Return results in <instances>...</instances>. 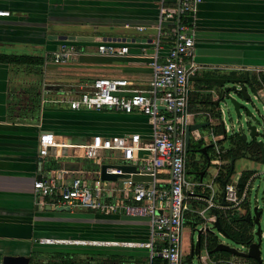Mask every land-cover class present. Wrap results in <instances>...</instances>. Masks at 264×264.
<instances>
[{
    "label": "crops",
    "instance_id": "0c3cea01",
    "mask_svg": "<svg viewBox=\"0 0 264 264\" xmlns=\"http://www.w3.org/2000/svg\"><path fill=\"white\" fill-rule=\"evenodd\" d=\"M163 2L167 9L178 4L177 0ZM160 3L161 0H0V9L9 11V15L0 16V53L43 59L39 65L0 62V264L5 255L27 256L30 264H149L148 250L144 248L40 244L37 239L42 237L141 240L147 237L148 224L146 218L128 217L120 212L55 210L47 198L34 191L33 180L40 175H57L61 169L69 171L66 179L79 175L95 177H87L90 169L84 162L69 159L68 149H52L51 157L41 156L38 137L44 130L62 134L68 143H81L94 133L150 134L149 119L139 112L127 114L85 107L73 110L65 102L51 100L58 97L61 89L75 88L96 77L124 78L132 87L146 88L151 76L150 54ZM176 20L167 21L161 59L172 45L169 31L170 26L175 30ZM186 22L193 27L196 47L242 51L240 57L195 56L203 66L200 73L248 69L254 78L264 73V0H202L195 14L186 15ZM59 36L91 38L62 40ZM64 41L73 42L77 54L64 64L47 61L46 54ZM102 42L127 45L128 52L100 54L96 47ZM196 84L200 93L209 91L206 86ZM261 92L264 93L262 86L257 89L258 95ZM132 125L135 129L128 130ZM147 126L149 129L142 128ZM216 129L213 126L217 136ZM194 131L192 139L206 138L200 133L195 138L198 130ZM75 155L85 159L81 151ZM106 156L105 151L100 153V158ZM113 158L118 161L92 164L122 163L118 153ZM137 162L138 159H133L128 165ZM202 179L203 175L199 180ZM56 180L61 181L58 177ZM250 180L251 177L247 181ZM217 211V216L220 214L227 220L225 209ZM63 257L76 262H60Z\"/></svg>",
    "mask_w": 264,
    "mask_h": 264
},
{
    "label": "built area",
    "instance_id": "2783aa9c",
    "mask_svg": "<svg viewBox=\"0 0 264 264\" xmlns=\"http://www.w3.org/2000/svg\"><path fill=\"white\" fill-rule=\"evenodd\" d=\"M177 2L176 8L167 9L161 0L156 36L152 41L153 50L150 54L151 76L146 88L132 87L124 78L96 77L80 83L75 88L67 86L61 89L58 97L55 96L51 100L65 102L73 110L85 107L97 111L113 109L127 114L139 112L149 119L150 134L143 135L138 131L111 135L94 133L81 143H68L62 134L50 130L42 131L38 137L41 156L51 157L52 149L63 151L78 148L85 159L94 163L102 161L100 153L104 151L107 158H113L118 153L121 164L138 159L134 171L124 172L116 166H108L107 172L119 175L114 181L101 180L100 169L96 170L98 176L93 179L80 175L66 179L69 171L61 169L57 175L51 173L35 178L33 188L39 196L47 198L52 206L63 205L70 209L95 210L105 214L120 212L128 217L146 218V239L95 241L42 237L37 239L40 244L144 248L148 250L149 264H182L185 213L202 216L205 211L213 209H235L245 200L249 181L243 186L241 195L237 182H225L222 199L225 204H219L215 200L216 192L212 183L204 184L202 180L188 177L186 132L196 116L195 112L189 111V82L191 77L200 74L203 67L195 59L193 27L187 22L174 23L175 30L172 28L169 31L173 42L162 59L160 51L167 21L175 20L177 14H195L202 0ZM7 15L8 10L0 9V16ZM139 30L142 28L139 27ZM96 48L100 54L123 55L128 52L127 45H117L114 42H102ZM76 54V45L71 41H64L48 52L45 58L55 64H64ZM256 70L260 72L261 69ZM260 83L264 89L261 80ZM205 118L211 123L210 117ZM227 130L228 127L225 126L224 133ZM211 132L213 135L209 142L213 144L217 136H224L223 133L216 136L212 129ZM198 137L199 135L195 136ZM221 162L217 155L213 160L216 169L211 176V182L215 181L217 174L222 170ZM57 177L60 182H57ZM197 187L207 188V196L199 194ZM191 201L201 202L204 206L201 210L194 208ZM214 219V214L207 218L210 222ZM215 262L249 264L232 258H219Z\"/></svg>",
    "mask_w": 264,
    "mask_h": 264
},
{
    "label": "rangeland",
    "instance_id": "374dc122",
    "mask_svg": "<svg viewBox=\"0 0 264 264\" xmlns=\"http://www.w3.org/2000/svg\"><path fill=\"white\" fill-rule=\"evenodd\" d=\"M226 85H229V84H226ZM198 86L199 85H197L196 82H193V81L189 82V87L192 90L191 94L193 92L195 93L201 92ZM246 87H247V90L249 91V87L247 85ZM211 93H212V97L214 98V93L213 92ZM249 93H250V98L248 100H245L235 90H230L228 92V95L235 98L239 103L243 104L244 107L240 109L242 113L241 117H237L234 111L233 105L227 96L219 100L218 108L220 110V114H219L218 120L217 119L214 120V117L211 116L210 114L211 111L208 107L199 106L197 103V100H194V102H192L191 104L192 107L189 106L190 107L189 111L196 113V116L194 117V120L196 123L202 122L205 117L211 118L210 125L199 128L198 132L195 133V136H197L200 133L201 136H204L208 140H210L213 135V133L211 132V129L213 128L214 124H219L218 126L219 128L216 129L217 133L218 132L223 133V131L221 130L222 129L221 122H223L224 125L228 127V130L226 131V133H223L226 136L225 139H223V136L219 138L216 137L214 139L215 143L213 145V151H210L211 157L214 155V151L215 152L225 151L226 149L231 148L233 146L229 140V137L232 134L240 133L241 131L244 133H248L249 123L255 125L258 131V134L252 139H255L257 141L262 139L261 133L263 132V129H264V102H263L264 93L261 92L259 94V97H255L253 93L250 91ZM248 112L251 113L253 117L248 115ZM129 128L130 129L128 130L135 129L133 125ZM142 128H148V126L142 127ZM252 139L248 137L247 142L249 143ZM74 142L76 143L78 141H74ZM68 150L70 152L68 156L70 160L82 161L84 162V166H86L87 169H90V174L87 177H90V176L97 177L98 176L96 175V170L98 168V165H101L102 163L93 165L92 164L93 161L91 160L84 159L85 160L84 161L81 159V157L76 158L77 156L75 155V153L80 152V149L78 148L68 149ZM216 157L213 156L212 158H216ZM186 159H187V166L191 170L193 167L199 168L200 162L203 160V156L199 154H194L192 152H186ZM101 160L104 162H112V163H116L118 161L114 158H107V157H102ZM215 169L216 167L213 164V160H211L210 165L207 168L205 175L203 176L202 182L204 184L212 183L213 189L215 191H219V188L216 186L215 182H211V176L215 172ZM190 170H188V177L192 179L194 178V175L191 173ZM245 171H248L251 174V180L249 183V187L247 189V195L245 199L246 204H243L239 208L232 210V212L235 214V216H237L240 212L245 213L246 210L248 209L251 220L254 219V214H253L254 207H257L258 210L261 212V216L259 219L260 232H261L260 254H261V260L263 262L262 264H264V161L256 160L250 156L237 158L233 162V173L231 175L230 181L238 182L240 180V174ZM203 206L204 205H202V207ZM196 208L200 210L202 209L199 207H196ZM72 210L77 211L78 209L73 208ZM209 215H210L209 211H205L202 214V216L201 215L198 216V214H196L194 217L196 216L200 217L201 221L196 222L194 228H192L189 224L184 225V228L182 231V251H183L182 261H183V264H224L221 262H218V263L215 262L216 259L220 258L219 253L209 255L205 243L202 245L201 250H199L198 252L196 250L197 235H198L199 229H202L205 227H208V228L212 227V223L207 220V217ZM219 217L220 219H222L223 224H224L225 217H223L222 215L220 216V214H219ZM192 219H194L193 216H192ZM195 221L196 219L193 220V222ZM252 225H253L252 233L254 235V241H257L258 237L255 235L256 224L252 223ZM213 233H214V236H216L218 242L229 244L233 247H236L239 251L247 250V247L241 244H236L234 241L224 237L218 230L214 229ZM191 244L194 247V253L192 256L186 257V255H188V253L190 252L189 249H190ZM68 245L74 246L73 244H68ZM224 259H227V258H224Z\"/></svg>",
    "mask_w": 264,
    "mask_h": 264
},
{
    "label": "trees",
    "instance_id": "16d2710c",
    "mask_svg": "<svg viewBox=\"0 0 264 264\" xmlns=\"http://www.w3.org/2000/svg\"><path fill=\"white\" fill-rule=\"evenodd\" d=\"M177 16L175 17L176 20ZM177 21V20H176ZM179 22H186V15H179ZM172 29L173 27L170 26ZM43 61L42 58L40 57H35V56H30V55H15V54H7V53H0V62H5V63H12V64H30V65H39ZM205 78H211V77H220V78H226V79H243L245 77V71L242 70H237V71H230L226 73H218V72H201L200 75ZM264 84V73L260 74L258 78L251 77L249 75V81L251 86H253L255 89L260 88L261 83L260 80ZM196 83H199L200 85H204L208 88V92L206 93H192L190 96V107H192V102L194 100H197V103L199 106H204L208 107L210 109V114L211 116L214 117L215 119H219V114L220 110L218 108V105H214V99L219 100L220 95H221V87L211 81H195ZM215 89L214 91V99L212 98V93L210 90ZM210 125V124H209ZM214 128L216 129L219 124H214ZM219 128V127H218ZM217 134H222L221 132ZM223 139L226 138L225 134H223ZM230 143L233 145L231 148L226 149L225 151H220V159L222 160L221 166L222 170L217 174L215 178V184L219 188V191H215V200L219 204L222 203L223 199V187L224 183H229L232 182L230 181L231 175L233 173V163H231V160L233 162L240 157H247L250 156L256 160H262V152L261 148L257 143L254 142V139H252L249 143L247 141H244L240 135V133H235L232 134L229 137ZM212 143H208L200 138V139H191L189 147L195 148V147H205V153H204V158L206 159L207 166L210 165L211 160H214L215 158H212L213 156L216 157L218 154L214 151V155L211 157L210 156V151H213V146H207ZM195 149L190 150L188 149L187 152H192L194 153ZM216 153V154H215ZM206 171H204L203 176L205 175ZM251 177L250 172L245 171L240 174V180L237 182V185L240 188L239 195H241V191L247 180ZM194 179L199 180L200 179V172L196 173L194 176ZM196 191L203 196H207V188L204 189L203 187H197ZM206 192V193H205ZM246 199V197H245ZM192 207L196 208L202 207L201 202L197 201H191ZM245 203V200L241 203L240 206H242ZM198 209V208H197ZM237 209V208H235ZM258 209V208H257ZM234 209H225V214L227 216V220H225V223L223 224L222 219H220L218 215L219 222L222 226V228L225 230L227 234H229L232 239L237 242L238 244H241L245 247H247L250 243L254 241V235L252 233V222H251V217L250 219H246V216L249 215L248 209L246 210L245 213L240 212L237 216L232 212ZM88 211H93V210H88ZM259 211V210H258ZM218 213V211H217ZM209 214H213L212 210H209ZM259 214L261 216V212L259 211ZM196 214L191 213V212H186L185 213V225L189 224L192 228H194L196 222L201 221L200 217L196 216ZM192 216L194 219H196L195 222H193L194 219H192ZM261 233V232H260ZM206 244L207 251L209 255H213L215 253H219L220 257L228 258V259H234V260H240L242 262H248L249 264H261L258 263L256 260L248 257H240V256H235L232 255L231 253L225 252V251H220V252H211V250L217 245L218 240L216 236H214V233L210 230L207 231H202L199 234V240L196 244V250L197 252L201 250L202 245ZM190 252L188 253L187 256H192L194 253V247L191 244ZM108 258V256H107ZM53 263H56L57 261H51ZM60 262L64 263H75L76 261L70 257H63ZM106 263L108 262L107 260L105 261ZM111 263H114L111 261ZM115 264V263H114ZM183 264V261H182Z\"/></svg>",
    "mask_w": 264,
    "mask_h": 264
},
{
    "label": "water",
    "instance_id": "95a60500",
    "mask_svg": "<svg viewBox=\"0 0 264 264\" xmlns=\"http://www.w3.org/2000/svg\"><path fill=\"white\" fill-rule=\"evenodd\" d=\"M178 21H179V14H177V22ZM58 38L62 39V40H85L86 38H91V37L59 36ZM194 48H195L194 49L195 56L217 55V56H239L240 57L242 55V51L239 49H218V48H206V47H196V46H194ZM190 81H211V82L218 84L221 87V95H220L219 100H221L225 96H227L233 105V108H234V111H235L237 117L242 116L240 109L243 108L244 106H243V104L239 103L235 98L228 95V92L230 90L237 91L239 93V95L245 100H248L250 98L249 91L252 92L255 97L259 96L257 93V89H255L250 84L249 70L248 69L245 70V77L243 79H226V78H220V77L205 78L202 76H193L190 78ZM226 84H229V85H226ZM246 85L249 87V91L247 90ZM219 100H214V105H219ZM248 115L253 117L252 114L249 112H248ZM209 124H210L209 121H205V122L194 123V124H191L187 127V132H186V148H187V150H188L189 143H190V131L198 130L199 128L205 127ZM221 128H222L221 130L224 133L225 132V125L223 122H221ZM248 131H249L248 133H244L242 131L240 132V135L244 141H247L248 137H250L252 139L258 134L256 126L251 124V123L248 124ZM261 135H262V139L259 141L254 139V142L257 143L259 145V147L261 148L262 161H264V129H263V132L261 133ZM207 146H211V144H209ZM201 151L205 153V147H203L201 149ZM231 163H233V160H231ZM108 166H116L124 172L134 171V166L128 165V164H102L100 167V178H101V180L114 181L117 179V177H119V175H117V174H112V173L107 172L106 168ZM123 176H125V175H123ZM201 177H202V174L200 176V179H201ZM137 179L143 180L144 178L137 177ZM222 204H225V202L222 201ZM48 208H50V206ZM55 210L69 211L70 207L63 206V205L55 206ZM212 212L215 215V219L211 222L212 227L211 228L205 227V228L199 229L198 235H197V242L199 240L200 232L207 231V230H210L213 232L214 229L218 230L224 237L234 241L232 239V237L229 234H227L225 232V230L222 228V226L219 222L216 210L213 209ZM253 214H254V219L251 220V222L256 224L255 235L258 237V239H257V241H253L252 243H250L247 246L246 251H239L236 247H233V246L226 244V243H223V242H219L211 250V252L225 251V252L231 253L232 255H235V256L252 258V259L256 260L258 263L262 264L263 262L261 260V254H260V243H261L260 222H259L260 214H259L257 207L253 208ZM246 219H250V215H247ZM235 243L238 244L237 242H235ZM2 264H30V262H29V257L24 256V255H5L3 257Z\"/></svg>",
    "mask_w": 264,
    "mask_h": 264
},
{
    "label": "flooded vegetation",
    "instance_id": "af4514ba",
    "mask_svg": "<svg viewBox=\"0 0 264 264\" xmlns=\"http://www.w3.org/2000/svg\"><path fill=\"white\" fill-rule=\"evenodd\" d=\"M205 121H207V119L205 118ZM194 130L193 131H190V141H191V139L193 138V134H194ZM190 144V143H189ZM208 144V143H207ZM203 148V147H202ZM201 147L199 148V147H195V148H192V147H188V149H190V150H192L193 151V149H195V151H194V154H199V155H202L203 156V160L200 162V166H199V168H195V167H193L191 170L189 169V168H187V172H188V170H190L191 171V173L195 176L196 175V173H198V172H200V176H201V174L203 175L204 174V171H206V169H207V162H206V159L204 158V153L201 151V149H202Z\"/></svg>",
    "mask_w": 264,
    "mask_h": 264
}]
</instances>
